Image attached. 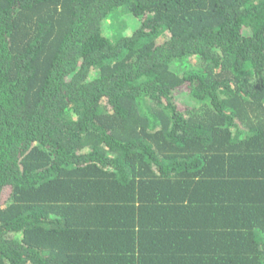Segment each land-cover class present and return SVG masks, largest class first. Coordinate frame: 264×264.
<instances>
[{"label": "trees", "instance_id": "obj_1", "mask_svg": "<svg viewBox=\"0 0 264 264\" xmlns=\"http://www.w3.org/2000/svg\"><path fill=\"white\" fill-rule=\"evenodd\" d=\"M0 264H264V0H0Z\"/></svg>", "mask_w": 264, "mask_h": 264}, {"label": "clouds", "instance_id": "obj_2", "mask_svg": "<svg viewBox=\"0 0 264 264\" xmlns=\"http://www.w3.org/2000/svg\"><path fill=\"white\" fill-rule=\"evenodd\" d=\"M140 28L141 21L127 9V6L122 5L111 9L99 21L98 35L101 40L115 48L122 40H133ZM91 78H95V75Z\"/></svg>", "mask_w": 264, "mask_h": 264}]
</instances>
